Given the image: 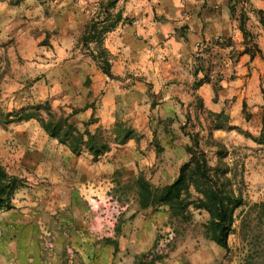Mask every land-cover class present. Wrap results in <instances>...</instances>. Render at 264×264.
Here are the masks:
<instances>
[{
    "label": "rangeland",
    "instance_id": "374dc122",
    "mask_svg": "<svg viewBox=\"0 0 264 264\" xmlns=\"http://www.w3.org/2000/svg\"><path fill=\"white\" fill-rule=\"evenodd\" d=\"M108 1L0 0V163L10 174L22 180L15 194L23 191L24 199L29 196L36 203L53 199L66 202L59 210L66 223L61 227L63 232L102 231L108 234L114 231L123 235L122 243H129L126 235L135 230V223L139 225L141 220H153L151 258L210 246L211 240L205 237V226L210 219L206 211L190 207L189 219L185 220L171 216L168 208L152 212L140 207L137 177L142 174L155 186L164 185L168 180L166 174L179 172V167L174 171H163L164 165L174 160L177 153L162 151L159 161L155 159L152 163L149 160L153 151L149 152L148 146L153 144L133 127L137 118H148L146 111L135 110L126 104L122 93L116 97L114 123L92 128L93 132L103 131L112 146L111 151L98 163L93 162L88 152L75 155L67 146L51 138L36 118L17 120L15 111L22 114L35 111L34 105L48 101L55 111L71 113L78 109V115L73 117L74 114L71 120L82 130L97 122L94 114L99 113L102 91L98 89L103 83L98 74L104 76V73L93 59L91 50L82 42L86 29L82 31L79 26L77 34L67 38L60 33L59 27L51 26V21L65 17L71 10H80L89 15L88 24L92 19L102 20L106 16L103 6ZM234 6H237L235 10L240 11L239 15L247 25L245 35L251 43V51L257 56V64L253 67L259 73L256 89L259 94L264 91V55L256 37L257 28L264 32L261 23L264 16L261 13H247L253 10L249 0H236ZM117 8L116 5L112 12L116 13ZM56 42H61L63 46L57 47ZM91 45L92 48L96 46L94 43ZM87 70L90 74L86 73ZM131 78L139 80L143 76L132 75ZM119 79L124 82L123 87L131 84V80L125 81L124 77ZM141 82L147 88L144 104L151 103L154 107L158 101L152 92V84L144 80ZM88 108L93 111L89 119L83 115ZM250 108L244 105L243 117L250 121L255 132ZM40 113L46 116L44 109ZM151 117L153 112L149 114ZM228 119L222 117L226 124L229 123ZM117 120L135 130L137 137L132 139L134 143L128 141V144L117 145L113 142ZM153 121L156 125L163 124L160 119L154 118ZM209 123L204 115L190 118L187 127L191 142L193 138L199 140L211 165L218 163L216 152L227 148L228 155L220 164L229 166L228 176L232 179L233 187L245 201L235 213L234 230L228 237L230 257L234 260L232 264H264V208L259 204L256 206V203L264 202V124L258 133L248 132L239 125L225 142L213 136L214 131ZM154 146L158 147L157 144ZM55 171L63 176H54ZM87 176L89 180L95 178L100 182L85 190L79 183ZM44 219L39 224L42 247L51 251L55 248V233L48 228ZM49 240L53 241L52 246H48ZM156 249L163 252L155 253Z\"/></svg>",
    "mask_w": 264,
    "mask_h": 264
},
{
    "label": "crops",
    "instance_id": "0c3cea01",
    "mask_svg": "<svg viewBox=\"0 0 264 264\" xmlns=\"http://www.w3.org/2000/svg\"><path fill=\"white\" fill-rule=\"evenodd\" d=\"M235 1L119 0L116 12L122 13V19L105 35V46L113 55L112 72L117 77H124L125 81H130L132 75L143 76V79L133 78L131 84L123 87L124 82L119 78H109L103 71L104 76L98 74L103 80L98 89L102 91L101 106L99 113L94 114L98 118L97 122L89 130L114 123L116 97L122 93L126 104L135 110L146 111L148 118H137L133 127L147 142L153 144L148 146L149 152L153 151L149 160L152 163L155 159L159 161L162 151L177 153L174 160L164 165L163 171H174L189 159L186 149L192 144L187 127L190 118L204 115L208 123L211 121V129L218 121L212 113L229 118L226 124L221 117L224 127L212 129L213 136L225 142L239 125L248 132L258 133L264 124V91L258 94L256 90L259 73L253 65L257 64V56L251 51V43L245 35L247 25L244 24L245 31L241 28V13L235 10ZM249 4L253 10L247 13H261L264 16V0H249ZM68 12L65 17L51 21V26L59 27L60 33L67 38L77 34L79 26L85 31L89 21V15L83 11ZM256 40L264 55L262 29L257 28ZM56 45L63 46L61 42H56ZM86 73L90 74L88 70ZM143 80L153 86L152 92L158 101L155 108L151 103L144 104L147 88L142 84ZM244 105L251 106L249 110L253 114L251 119L255 123V132L254 126L243 117ZM150 112H153L151 118ZM92 114L89 108L83 113L87 119ZM76 115L78 113L73 117ZM154 118L160 119L162 126L156 125ZM132 139L129 140L131 144L135 142ZM57 175L63 176L55 171L54 176ZM176 176L175 173L166 174L168 180L165 184ZM99 182L95 178L89 180L87 176L79 185L88 190ZM18 192L13 198L14 208L0 211V264L234 262L230 257L231 249L227 250L214 241L210 242V246L177 251L159 260L149 257L154 244L153 220H141L139 225L135 223V230L126 235L129 243H122L123 235L114 231L108 234L102 231L63 232L61 227L66 223L59 210L66 204L65 201L53 199L36 203L29 196L24 199L23 191ZM43 219L55 233V248L51 251L42 247L39 224ZM73 220L76 224L75 217ZM93 223L92 227L95 225Z\"/></svg>",
    "mask_w": 264,
    "mask_h": 264
},
{
    "label": "trees",
    "instance_id": "16d2710c",
    "mask_svg": "<svg viewBox=\"0 0 264 264\" xmlns=\"http://www.w3.org/2000/svg\"><path fill=\"white\" fill-rule=\"evenodd\" d=\"M119 0H109L104 6L106 16L100 19H92L86 27L82 42L91 50L93 59L102 71L110 78H119L112 72V54L105 46V35L112 31L122 19L120 11L113 13ZM261 12V11H259ZM264 26V19L261 18ZM245 21L242 20L241 28L245 31ZM92 43L96 46L91 47ZM35 111H15L17 120H29L36 118L46 133L60 144L67 146L75 155L88 152L94 163H98L111 151L110 140L104 132L97 130L92 132L89 128L80 129L71 120L74 114L79 112L74 109L71 113L55 111L49 102L34 105ZM44 109L46 116L40 113ZM216 121L212 129L223 128L220 121L222 115L214 114ZM113 142L123 145L136 137V132L131 127H126L121 121H116L113 129ZM217 144H220L217 142ZM189 159L179 168V172L173 181L162 186H155L144 175L136 179L138 202L142 209H151L152 212L168 208L171 216L189 219V208L206 211L210 219L206 223L205 237L229 250L228 237L234 230L235 213L245 204L241 194H237L233 187L232 179L228 176L229 166L220 164L227 155L226 147L219 149L216 154L218 163L211 165L207 152L200 146L199 140L192 139V144L187 146ZM22 180L17 175L10 174L0 163V211L14 208L13 196L21 187ZM263 206L264 202L256 203ZM164 258V255H156L155 260Z\"/></svg>",
    "mask_w": 264,
    "mask_h": 264
},
{
    "label": "built area",
    "instance_id": "2783aa9c",
    "mask_svg": "<svg viewBox=\"0 0 264 264\" xmlns=\"http://www.w3.org/2000/svg\"><path fill=\"white\" fill-rule=\"evenodd\" d=\"M53 241L52 240H49L48 241V246H52L53 245V243H52ZM158 252V254H161L163 251L161 250V249H156V252L155 253H157Z\"/></svg>",
    "mask_w": 264,
    "mask_h": 264
}]
</instances>
